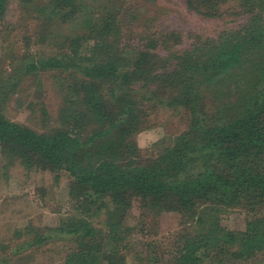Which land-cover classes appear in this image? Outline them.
<instances>
[{
  "label": "trees",
  "instance_id": "16d2710c",
  "mask_svg": "<svg viewBox=\"0 0 264 264\" xmlns=\"http://www.w3.org/2000/svg\"><path fill=\"white\" fill-rule=\"evenodd\" d=\"M137 1L19 0L48 49L33 50L30 30L5 48L14 67L0 74V179L12 168L64 174L69 208L55 210L53 226L7 222L0 264H30L50 245L59 264H162L164 254L163 264H264V0H182L225 26L178 48L181 34L148 39ZM136 30L139 43L127 41ZM46 72L62 93L54 123L40 131L9 119L10 95L26 77L40 87ZM159 109L186 116V128L141 156L137 135ZM134 203L141 233L162 212L178 214L168 251L165 236L137 244L129 234ZM234 209L243 230L221 224Z\"/></svg>",
  "mask_w": 264,
  "mask_h": 264
},
{
  "label": "rangeland",
  "instance_id": "374dc122",
  "mask_svg": "<svg viewBox=\"0 0 264 264\" xmlns=\"http://www.w3.org/2000/svg\"><path fill=\"white\" fill-rule=\"evenodd\" d=\"M133 6L136 7L137 12L146 10L145 14L151 18V22L145 30L148 39L153 38L160 41L161 34L165 35L167 32L181 34L183 43L176 45V48L189 46L190 43L198 39L197 36H200L201 39L215 36L221 26H225L219 20L207 18L188 10L182 0H138L137 5L133 3ZM36 25L23 17L19 0H7L5 12L0 17L1 77H7L14 67L6 66L8 54L5 48L9 46L10 42H14L16 37L22 40V36L27 30L33 34V50L48 49L47 42H40L38 33H35ZM140 37L141 35L136 30L125 38L136 44L141 40H138ZM170 38L172 37L170 36ZM166 41L168 42V38ZM38 78L41 79L40 87L35 86L31 77H26L18 85L4 104V113L13 121L41 131L48 128L46 124L54 123L62 102V93L58 83L49 72L41 73ZM41 106L47 111L49 120L47 123L42 121ZM151 113V120L155 125L148 130L141 131L136 138L141 156H153L157 152V145L161 144L163 138H170L176 132L186 128V116H182L180 112L159 109ZM163 144L167 145L168 142ZM67 183L68 180L64 174H61L58 180H54L53 176L47 172H26L21 168H12L7 179H0V236H3L1 238H6L10 233V231L6 232L7 222L19 227L28 219L39 220L41 225L53 226L56 224L55 210L64 211L69 208ZM41 189L46 193V201L43 206L40 201L35 200V198L40 199L37 194L42 191ZM138 213L137 204L134 203L125 221L129 234L132 235L136 243L143 241L142 234H146L145 236L148 238L155 237L158 240L165 236L167 238L163 244L167 250L170 234L179 228L178 214L162 212L154 222L146 224L147 227L141 233L140 225L137 224ZM221 224L231 230H243L245 215L242 210L234 209L222 215ZM52 246H48L49 249L45 252L35 253L30 264H59L58 250H54L51 248ZM167 258V254L162 256V264L167 261ZM256 259L242 264H252ZM127 264H134L132 257H128Z\"/></svg>",
  "mask_w": 264,
  "mask_h": 264
}]
</instances>
